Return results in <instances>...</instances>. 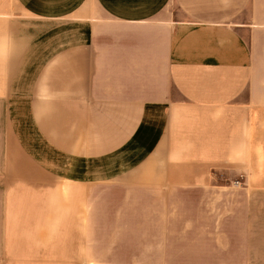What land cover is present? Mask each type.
<instances>
[{
	"label": "crops",
	"instance_id": "crops-1",
	"mask_svg": "<svg viewBox=\"0 0 264 264\" xmlns=\"http://www.w3.org/2000/svg\"><path fill=\"white\" fill-rule=\"evenodd\" d=\"M107 185L261 194L264 0H0V264H90Z\"/></svg>",
	"mask_w": 264,
	"mask_h": 264
},
{
	"label": "rangeland",
	"instance_id": "rangeland-1",
	"mask_svg": "<svg viewBox=\"0 0 264 264\" xmlns=\"http://www.w3.org/2000/svg\"><path fill=\"white\" fill-rule=\"evenodd\" d=\"M236 177L218 172L215 181ZM260 193L114 185L93 190L90 264H264L242 246L245 230L264 224V190Z\"/></svg>",
	"mask_w": 264,
	"mask_h": 264
},
{
	"label": "built area",
	"instance_id": "built-area-1",
	"mask_svg": "<svg viewBox=\"0 0 264 264\" xmlns=\"http://www.w3.org/2000/svg\"><path fill=\"white\" fill-rule=\"evenodd\" d=\"M236 183H239V181L237 180Z\"/></svg>",
	"mask_w": 264,
	"mask_h": 264
}]
</instances>
